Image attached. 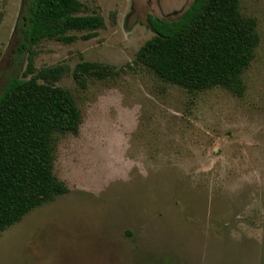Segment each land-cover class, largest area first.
I'll return each mask as SVG.
<instances>
[{
    "label": "rangeland",
    "instance_id": "obj_1",
    "mask_svg": "<svg viewBox=\"0 0 264 264\" xmlns=\"http://www.w3.org/2000/svg\"><path fill=\"white\" fill-rule=\"evenodd\" d=\"M103 27L32 48L36 71L79 112L78 134L55 135L52 169L68 193L0 232V264H264V0H239L258 44L242 95L188 91L136 61L146 17L177 19L191 0H79ZM23 0H0V89L26 68L15 29ZM114 66L81 89L76 64Z\"/></svg>",
    "mask_w": 264,
    "mask_h": 264
},
{
    "label": "trees",
    "instance_id": "obj_2",
    "mask_svg": "<svg viewBox=\"0 0 264 264\" xmlns=\"http://www.w3.org/2000/svg\"><path fill=\"white\" fill-rule=\"evenodd\" d=\"M239 0H191L175 20L147 15L153 35L136 52L164 82L188 91L221 87L242 95L240 74L258 44L255 22L239 13ZM79 0H23L15 29L17 60L25 70L0 89V232L33 209L68 193L53 173L55 135H77L80 112L71 94L58 86L61 67L36 71L32 48L46 40L64 44L95 36L100 15H79ZM114 66L83 61L72 77L84 89L88 77H109Z\"/></svg>",
    "mask_w": 264,
    "mask_h": 264
}]
</instances>
